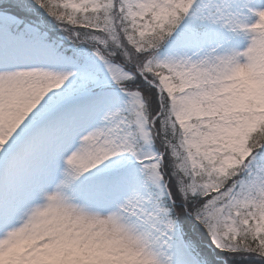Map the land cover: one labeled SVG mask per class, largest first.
<instances>
[{
  "label": "snow or ice",
  "instance_id": "obj_1",
  "mask_svg": "<svg viewBox=\"0 0 264 264\" xmlns=\"http://www.w3.org/2000/svg\"><path fill=\"white\" fill-rule=\"evenodd\" d=\"M0 264H264V0H0Z\"/></svg>",
  "mask_w": 264,
  "mask_h": 264
}]
</instances>
